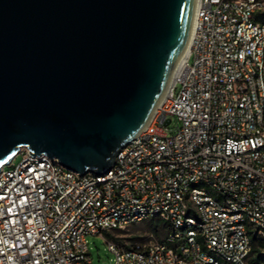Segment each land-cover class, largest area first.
Returning <instances> with one entry per match:
<instances>
[{"label":"built area","instance_id":"1","mask_svg":"<svg viewBox=\"0 0 264 264\" xmlns=\"http://www.w3.org/2000/svg\"><path fill=\"white\" fill-rule=\"evenodd\" d=\"M261 10L264 0H198L190 54L108 173L27 147L2 166L0 264H93L89 234L107 240L113 264H253L252 232L264 238ZM153 218L169 228L162 239L115 236Z\"/></svg>","mask_w":264,"mask_h":264},{"label":"water","instance_id":"2","mask_svg":"<svg viewBox=\"0 0 264 264\" xmlns=\"http://www.w3.org/2000/svg\"><path fill=\"white\" fill-rule=\"evenodd\" d=\"M197 2L0 0V170L27 147L108 173L168 92Z\"/></svg>","mask_w":264,"mask_h":264},{"label":"rangeland","instance_id":"3","mask_svg":"<svg viewBox=\"0 0 264 264\" xmlns=\"http://www.w3.org/2000/svg\"><path fill=\"white\" fill-rule=\"evenodd\" d=\"M190 62L192 63L193 60H190ZM176 126V121L170 124V133L173 132ZM21 158L22 155L18 154L13 161L17 163ZM148 221L149 220L133 224L123 231L116 232L115 236H117L122 242H135L149 239L156 240L157 237L151 230ZM87 239L93 264H113L114 253L109 249L108 242L103 236L89 234Z\"/></svg>","mask_w":264,"mask_h":264},{"label":"trees","instance_id":"4","mask_svg":"<svg viewBox=\"0 0 264 264\" xmlns=\"http://www.w3.org/2000/svg\"><path fill=\"white\" fill-rule=\"evenodd\" d=\"M257 21H264V10L257 13ZM149 225L157 239H162L168 231L167 224L160 218L150 219ZM250 261L253 264H264V238L258 237L252 232V252L250 255Z\"/></svg>","mask_w":264,"mask_h":264},{"label":"bare ground","instance_id":"5","mask_svg":"<svg viewBox=\"0 0 264 264\" xmlns=\"http://www.w3.org/2000/svg\"><path fill=\"white\" fill-rule=\"evenodd\" d=\"M195 29H196V15H194V19H193V23H192V28H191L190 36H189L187 45H186V47H185V49L183 51V54H182V56H181V58L179 60V63L177 65V68H176V71H175L174 76L177 75V73L180 70L182 64L184 63V61L187 59L188 55L191 52L193 40H194V37H195ZM173 79H174V77H173Z\"/></svg>","mask_w":264,"mask_h":264}]
</instances>
